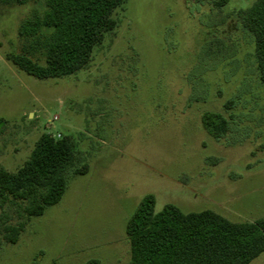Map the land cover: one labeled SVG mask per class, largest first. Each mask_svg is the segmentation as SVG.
<instances>
[{
	"label": "rangeland",
	"instance_id": "obj_1",
	"mask_svg": "<svg viewBox=\"0 0 264 264\" xmlns=\"http://www.w3.org/2000/svg\"><path fill=\"white\" fill-rule=\"evenodd\" d=\"M214 2L126 0L89 65L52 79L8 60L45 0L0 2V168L17 172L44 133L71 138L78 167L88 166L67 175L61 202L16 244L5 228L27 218L0 206V264H131L126 227L148 195L156 212L171 204L235 223L264 218V86L254 37L236 17L255 0ZM208 112L230 121L220 140L203 126Z\"/></svg>",
	"mask_w": 264,
	"mask_h": 264
},
{
	"label": "trees",
	"instance_id": "obj_2",
	"mask_svg": "<svg viewBox=\"0 0 264 264\" xmlns=\"http://www.w3.org/2000/svg\"><path fill=\"white\" fill-rule=\"evenodd\" d=\"M37 0H0L9 6H25ZM229 0H215L221 9ZM126 0H45L43 14L34 12L19 28V54L8 56L21 71L38 78L74 75L92 61L94 51L108 33L118 27L116 10ZM242 28L255 40V61L264 86V0L236 13ZM205 130L216 140L230 130L222 114L203 115ZM71 138L44 133L30 158L15 173L0 168V206L16 208L18 225L5 228L7 243L16 244L34 217L61 202L67 190V175L88 173L77 165ZM126 233L131 264H251L264 253V218L235 223L211 211L185 213L175 205L156 212V197L143 198L129 219ZM84 264H102L90 260Z\"/></svg>",
	"mask_w": 264,
	"mask_h": 264
}]
</instances>
